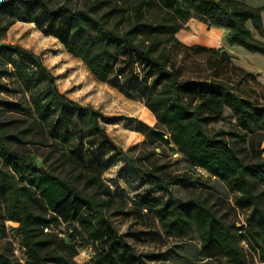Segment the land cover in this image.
Here are the masks:
<instances>
[{
  "label": "trees",
  "instance_id": "trees-1",
  "mask_svg": "<svg viewBox=\"0 0 264 264\" xmlns=\"http://www.w3.org/2000/svg\"><path fill=\"white\" fill-rule=\"evenodd\" d=\"M262 11L240 0H84L82 8L50 0H0V38L16 22L40 29L46 25L42 31L54 36L99 82L109 81L121 59L142 63L145 79H151L145 106L159 125L148 131V143L173 145L191 168L229 183L237 193L236 206L248 210L244 224L237 227L204 201L176 198L170 191L176 180L156 174L158 167L139 170L148 192L138 195L131 208L118 204L86 157L85 139L98 138L126 158L100 124L99 111L61 94L39 55L0 43V219L18 224L24 264H76L80 244L92 248V264H149L158 259L159 254L136 253L108 219L110 209L114 216L148 215L166 237L187 238L196 231L206 259L253 264L241 245L245 242L264 262V104L236 92L228 75L182 80L172 61L181 46L176 34L192 17L227 30L230 46L264 56V42L249 28L264 37ZM217 55L215 71L222 69L225 57ZM225 108L235 128L211 130L223 120ZM32 134L41 138V146L57 152L55 161L68 164L82 188L55 174L53 164L40 167L32 156L11 147L25 145ZM88 188L94 192L86 193ZM154 192L169 199H157ZM63 224L76 227L68 241L51 231ZM129 235L140 240L139 233ZM0 264L22 263L0 254Z\"/></svg>",
  "mask_w": 264,
  "mask_h": 264
},
{
  "label": "rangeland",
  "instance_id": "rangeland-1",
  "mask_svg": "<svg viewBox=\"0 0 264 264\" xmlns=\"http://www.w3.org/2000/svg\"><path fill=\"white\" fill-rule=\"evenodd\" d=\"M50 1L51 4L68 3L74 8H82L84 4V0ZM240 1L251 7L264 9V0ZM25 25L28 24L14 23L0 38V43L19 45L39 55L55 77L56 86L61 94L99 111L102 116L99 118L100 124L104 126L108 137L124 151L126 158L116 156L98 138L85 139L86 157L89 160L88 165L101 174L102 183L109 188L118 204H124L127 209L131 208L138 195L148 192L147 183L139 170L158 167L156 174L167 180L170 178L176 180L170 186L174 197L204 201L218 216L224 217L228 222L234 223L237 227L244 224L248 210L236 206L237 193L229 183L211 177L199 168H191L186 158L173 145L163 144L155 147L156 145L148 143L146 139L148 131L158 129L159 125L145 106L146 97L149 95L147 86L151 79H145L148 73L142 63L135 58L121 59L109 81L99 82L80 60L67 53L65 47L54 36L42 31L46 25L41 29L36 24L35 28L25 29ZM249 28L255 39L264 42V37L259 36L251 26ZM34 32H39L40 36L34 37ZM227 33L225 29L207 27L195 17L184 23L176 34L181 46L172 57V61L179 67V78L204 79L228 75L236 92L253 99L256 103L264 104V56L248 52L239 46H230L226 41ZM45 42L46 47L43 46ZM198 46L207 48V51L198 50ZM208 50H214L216 53ZM220 53L225 54L222 69L215 71L212 69L213 62ZM57 57L63 58L52 64L51 61ZM234 128L232 113L227 108L224 110L223 120L210 126L214 131H230ZM40 139L38 135H28L25 145L13 143L11 147L32 156L40 167L49 169L53 164L55 174L69 177L77 187L82 188V182L75 178L76 173L70 171L68 164L55 161L57 152H53L50 146H41ZM67 149L71 150V146L68 145ZM50 153L52 156H49ZM260 158L264 160V140L260 144ZM18 183L21 184V181L18 180ZM85 191L92 194L94 189L88 188ZM153 196L161 200L169 199L165 193L154 192ZM111 211V209L107 211L108 219L117 232L125 236V240L133 246L137 254H159L158 259L148 261L149 264H228L224 259L203 257L201 241L196 231L187 238H170L163 235L158 222L148 215L114 216L110 214ZM2 223L0 254L9 255L24 264L26 252L19 243L18 224L0 219V224ZM73 228L63 224L51 231L68 241ZM131 233H139L140 240L130 236ZM241 245L248 262L264 264L259 260L260 255L250 250L245 242ZM77 251L76 264H92L93 250L89 245L80 244Z\"/></svg>",
  "mask_w": 264,
  "mask_h": 264
},
{
  "label": "clouds",
  "instance_id": "clouds-1",
  "mask_svg": "<svg viewBox=\"0 0 264 264\" xmlns=\"http://www.w3.org/2000/svg\"><path fill=\"white\" fill-rule=\"evenodd\" d=\"M25 27V29H28V28H35V25L34 24H28V25H25L24 26ZM33 36L34 37H39L40 36V33L39 32H34L33 33ZM43 46H47V42H45V44L43 45ZM63 57H57V58H55V59H53L52 61H51V63L52 64H55V63H57L58 62V60H60V59H62ZM61 71H63V69H61ZM81 79H83V77H81ZM68 85H65V87H67ZM63 90V89H62ZM88 89H85V91H87ZM80 94H82V93H80ZM80 94H78V95H80Z\"/></svg>",
  "mask_w": 264,
  "mask_h": 264
}]
</instances>
